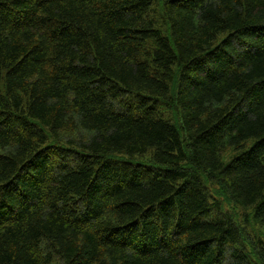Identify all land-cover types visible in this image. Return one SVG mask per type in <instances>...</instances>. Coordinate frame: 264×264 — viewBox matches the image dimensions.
<instances>
[{
    "label": "trees",
    "instance_id": "trees-1",
    "mask_svg": "<svg viewBox=\"0 0 264 264\" xmlns=\"http://www.w3.org/2000/svg\"><path fill=\"white\" fill-rule=\"evenodd\" d=\"M0 264H264V0H0Z\"/></svg>",
    "mask_w": 264,
    "mask_h": 264
},
{
    "label": "rangeland",
    "instance_id": "rangeland-1",
    "mask_svg": "<svg viewBox=\"0 0 264 264\" xmlns=\"http://www.w3.org/2000/svg\"><path fill=\"white\" fill-rule=\"evenodd\" d=\"M231 154H228L226 156L227 160L229 159V157H231ZM215 195V194H214ZM215 197L217 199H220L223 201V212L227 215L229 214L232 218H234L238 224H243V212L239 209H237L227 198H225L226 200H224V198L215 195ZM253 224H251L250 228H248V232H249V239L253 240L256 238H261L262 234L259 231V229H257L256 227L252 226ZM245 226V223H244ZM250 241V240H249Z\"/></svg>",
    "mask_w": 264,
    "mask_h": 264
}]
</instances>
